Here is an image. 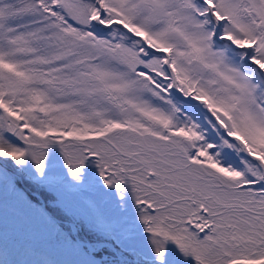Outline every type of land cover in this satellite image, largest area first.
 <instances>
[{"label": "snow or ice", "instance_id": "1", "mask_svg": "<svg viewBox=\"0 0 264 264\" xmlns=\"http://www.w3.org/2000/svg\"><path fill=\"white\" fill-rule=\"evenodd\" d=\"M0 264H264V0H0Z\"/></svg>", "mask_w": 264, "mask_h": 264}]
</instances>
